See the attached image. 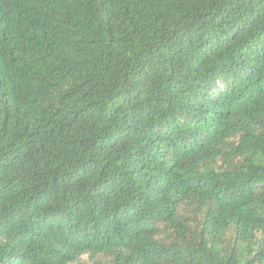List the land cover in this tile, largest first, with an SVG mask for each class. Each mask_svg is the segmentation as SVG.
I'll return each mask as SVG.
<instances>
[{
	"label": "trees",
	"instance_id": "1",
	"mask_svg": "<svg viewBox=\"0 0 264 264\" xmlns=\"http://www.w3.org/2000/svg\"><path fill=\"white\" fill-rule=\"evenodd\" d=\"M0 264H264V0H0Z\"/></svg>",
	"mask_w": 264,
	"mask_h": 264
}]
</instances>
